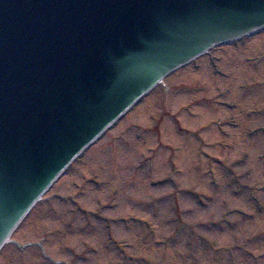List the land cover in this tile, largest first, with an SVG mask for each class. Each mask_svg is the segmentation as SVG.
Returning <instances> with one entry per match:
<instances>
[{"label":"rangeland","instance_id":"374dc122","mask_svg":"<svg viewBox=\"0 0 264 264\" xmlns=\"http://www.w3.org/2000/svg\"><path fill=\"white\" fill-rule=\"evenodd\" d=\"M239 40L165 76L77 157L0 264H264V28Z\"/></svg>","mask_w":264,"mask_h":264},{"label":"water","instance_id":"95a60500","mask_svg":"<svg viewBox=\"0 0 264 264\" xmlns=\"http://www.w3.org/2000/svg\"><path fill=\"white\" fill-rule=\"evenodd\" d=\"M264 26V0H0V247L153 85Z\"/></svg>","mask_w":264,"mask_h":264}]
</instances>
